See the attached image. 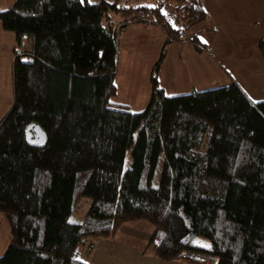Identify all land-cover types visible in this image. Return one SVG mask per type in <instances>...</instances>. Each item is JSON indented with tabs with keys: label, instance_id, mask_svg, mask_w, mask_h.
Listing matches in <instances>:
<instances>
[{
	"label": "trees",
	"instance_id": "1",
	"mask_svg": "<svg viewBox=\"0 0 264 264\" xmlns=\"http://www.w3.org/2000/svg\"><path fill=\"white\" fill-rule=\"evenodd\" d=\"M208 17L203 0H17L0 11L18 45L30 41L0 120V211L12 230L0 264H92L98 240L140 220L154 227L145 253L160 259L264 264V100L235 80L174 95L159 81L172 43L207 50L193 28ZM133 23L166 33L141 110L112 101ZM258 48L264 57V38Z\"/></svg>",
	"mask_w": 264,
	"mask_h": 264
},
{
	"label": "crops",
	"instance_id": "2",
	"mask_svg": "<svg viewBox=\"0 0 264 264\" xmlns=\"http://www.w3.org/2000/svg\"><path fill=\"white\" fill-rule=\"evenodd\" d=\"M16 1L0 0V11L12 7ZM98 1L101 0H92V3ZM203 5L209 17L193 30L207 50L197 52L193 45L184 42L169 46L159 71L165 93H186L235 80L254 101H260L253 89L246 86L238 69L239 57L244 55L242 48L255 51L264 61L258 48V41L264 38V0H203ZM165 39L166 33L160 26L141 23L131 24L120 36L114 103L133 110L146 108L151 97V74ZM28 46V39L18 45L15 33L0 22V120L14 102L15 58ZM153 230L154 227L144 220L124 223L113 238L96 242L91 263L188 264L146 254ZM11 240V224L7 215L0 211V256Z\"/></svg>",
	"mask_w": 264,
	"mask_h": 264
},
{
	"label": "rangeland",
	"instance_id": "3",
	"mask_svg": "<svg viewBox=\"0 0 264 264\" xmlns=\"http://www.w3.org/2000/svg\"><path fill=\"white\" fill-rule=\"evenodd\" d=\"M244 55L239 59L241 61L239 73L244 80V83L249 89H253V92L259 97L260 100H264V61L259 58V55L252 50H244ZM258 50V48H257ZM242 64V66H241ZM127 160L130 158V154L127 156ZM87 204H83L81 207V215L74 212L71 216V220L78 221L86 210ZM120 229V228H119ZM192 243L199 246L209 247L211 241L202 236H196L193 238ZM211 247V246H210Z\"/></svg>",
	"mask_w": 264,
	"mask_h": 264
},
{
	"label": "water",
	"instance_id": "4",
	"mask_svg": "<svg viewBox=\"0 0 264 264\" xmlns=\"http://www.w3.org/2000/svg\"><path fill=\"white\" fill-rule=\"evenodd\" d=\"M32 125H30L28 128H27V137L29 140L32 139L31 137V129H32ZM35 130L37 131V138H33L31 141V143H39V142H42L44 140V133L42 132L41 128L39 126H36L35 127Z\"/></svg>",
	"mask_w": 264,
	"mask_h": 264
},
{
	"label": "snow or ice",
	"instance_id": "5",
	"mask_svg": "<svg viewBox=\"0 0 264 264\" xmlns=\"http://www.w3.org/2000/svg\"><path fill=\"white\" fill-rule=\"evenodd\" d=\"M83 2H84V0H81V3H83ZM89 2L91 3L92 0H89ZM150 6H153L154 7L155 5H150ZM206 246H209L210 247L211 245H206Z\"/></svg>",
	"mask_w": 264,
	"mask_h": 264
}]
</instances>
